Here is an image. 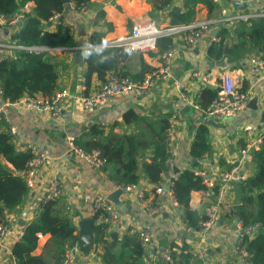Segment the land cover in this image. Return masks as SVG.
Segmentation results:
<instances>
[{"label": "crops", "instance_id": "crops-1", "mask_svg": "<svg viewBox=\"0 0 264 264\" xmlns=\"http://www.w3.org/2000/svg\"><path fill=\"white\" fill-rule=\"evenodd\" d=\"M164 0H91L87 12L84 14L65 10L57 19H51L46 29L54 32L59 23L70 29L76 42L83 47L76 50L65 48H26L25 50L44 53L47 62L55 67L58 75L57 88L68 90L69 99L66 100L62 110V119L56 123L51 115L46 112H38L26 105L7 104L0 98V109L7 120L8 126L17 127L21 132V138L14 141L18 151H24L28 142L40 144L47 154V161L42 167L37 186L30 191L25 203L16 211L7 215L8 233L0 246V264H16L13 259L12 249L20 240L19 235L25 227L36 217L39 212V202L47 193L49 182L58 180L66 190L67 196L63 201L71 207L74 224L79 232V223L83 219L91 218L93 202L99 196L108 197L118 190L117 185L111 180L109 172L92 167L80 157L69 153L67 138L77 137L78 144H83L91 139L93 129L104 131L105 136H135L137 140L150 143L153 139L154 130H158L163 122L169 124L167 134L175 136L179 156L175 168L179 174L185 170L206 172L214 181L218 189L220 174L232 167L239 166L244 179H248L255 173L254 161L240 164L239 147L244 143L246 133L244 127L248 124H263L262 113L264 112V77L254 74L249 66V59L260 56L256 53L245 55L240 61L231 63L219 62L209 59L208 48L211 46L212 37H216L222 28L234 32L240 22L223 23V17L239 14L254 16L264 13L262 4H250L244 10H238L227 0H220L208 9L204 4L195 7L194 22L210 20L216 25L212 36H206L195 48H188L181 39L173 38L170 42L158 45L157 50L146 53L131 51L128 58L118 63L129 77L141 79L149 71L161 65V55L168 46L174 49L175 58L172 65L173 76L179 80L187 81V90L178 91L171 81L158 82L145 96L131 95L109 100L105 105L92 110L83 108L80 97L97 90L102 81L94 74L90 82H86L85 63L86 48L93 34L103 35L104 45L108 42L127 37L132 29L141 23L155 21L159 25H171L172 9L178 7L180 15L184 12L183 5L188 0H171V5L162 8ZM33 4H29L26 12L31 11ZM20 12V11H19ZM101 12V16H99ZM62 19V20H61ZM248 26L251 23H247ZM20 29L18 24L0 26V58L13 56L17 48L11 41V36ZM217 38L216 42H219ZM230 41V40H229ZM234 38L231 37L233 44ZM229 45V44H227ZM226 45V46H227ZM225 46V48H226ZM228 46V53L229 48ZM122 47V46H121ZM96 49V47L94 48ZM83 53V63H75V53ZM227 53V55H228ZM220 63L221 67H212L211 63ZM231 71L237 77L238 89L249 96L245 109L236 117L223 120L216 119L217 126H210L200 115L199 109L187 103L192 100L201 108L199 99L205 88L216 89L222 73ZM198 74V75H196ZM202 76L207 78L202 81ZM187 99H185V95ZM257 101V111L253 101ZM130 115L136 120L127 122L125 117ZM174 116L177 118L174 120ZM173 121L174 127L171 128ZM205 125L208 128V141L210 152L202 159H197L192 167V157L189 154L190 147L195 139L197 129ZM152 149L140 150L139 159L141 165V180L138 186L152 197L155 184H152L144 174L143 164L150 163ZM177 174V175H179ZM174 171L168 170L162 174V182L173 177ZM209 188L205 191L193 192L190 207L205 214L206 208L213 205L218 199V191ZM239 183L227 186L223 194L224 203L232 207L231 211L222 216L215 227L201 239L197 233L190 229L185 220L184 212L179 205L174 204L171 192L163 194L160 199L164 211L160 214L149 213L142 206L137 193L124 192L119 200L125 209L119 211L122 225L117 228L106 227V233L115 231L120 239L129 236V229H145L152 236L151 245L145 250L142 264H165L163 254L167 247L175 245L182 247L188 244L193 259L190 264H240L235 253L238 235L236 217L232 216L234 206L242 197ZM110 202V201H109ZM111 203V202H110ZM24 211L30 213V218H23ZM104 230V231H105ZM257 230L252 236L258 234ZM264 233V230H263ZM131 236V235H130ZM49 235L39 236V247L36 254L44 252V247L49 241ZM108 239V238H107ZM80 244V242H79ZM103 245L94 244L90 250H83L76 254L73 264H104L101 260Z\"/></svg>", "mask_w": 264, "mask_h": 264}, {"label": "trees", "instance_id": "trees-1", "mask_svg": "<svg viewBox=\"0 0 264 264\" xmlns=\"http://www.w3.org/2000/svg\"><path fill=\"white\" fill-rule=\"evenodd\" d=\"M91 0H69L76 6L89 5ZM33 4L31 11L25 13L24 18L17 24L20 29L11 36L14 46L18 47H49L76 50L79 45L69 28L59 23L54 32L46 29L47 24L56 16H61L68 8L62 0H0V15L10 19L27 4ZM204 4L212 8L214 0H188L183 5L180 20L188 25L194 22L195 7ZM171 5V0H164L162 8ZM101 16V12H99ZM247 23H251L248 26ZM7 27L10 23L6 24ZM231 37L234 38L233 44ZM219 42H214L208 48L207 56L219 62L240 61L249 53L259 54L264 58V17L250 18L247 22H240L234 32L222 28L217 35ZM103 35L95 33L86 46L96 47L86 51L85 63L86 82L96 74L104 82L110 72L128 76L118 68L120 61L124 62L131 49L129 47H109L104 45ZM230 40V41H229ZM170 42L161 39L158 45ZM231 45L228 55L225 46ZM227 45V46H229ZM132 79H136L130 77ZM58 75L55 67L47 62L44 53L16 49L13 56L0 58V90L5 102L15 101L28 96L51 99L55 95ZM244 92V91H242ZM217 96V89L205 88L199 99L201 108L208 106ZM136 117L127 115V122ZM8 123L0 119V224L8 225L7 215L21 207L29 194L26 181L22 173L27 169L30 153L18 151L9 134ZM169 124L163 122L158 130H154L150 143L137 140L135 136H105L104 131L93 129L91 139L79 144L85 151L98 150L106 161L105 170L109 172L111 180L120 187L139 185L141 180L140 150L152 149L150 163L143 164L144 174L150 183L158 185L162 182V174L169 170L167 164L168 144L167 131ZM207 126L201 125L195 134L189 154L192 158L202 159L210 152ZM255 173L243 183L239 184L242 197L234 206L232 216L236 217L244 226L258 224L264 230V145L254 159ZM172 195L184 212L187 226L200 230V223L205 215L190 207L193 192L205 191L207 187L202 178L195 174L194 169L185 170L172 182ZM217 193L218 189H214ZM97 244L103 245L101 260L104 264H142L145 251L135 236H125L123 239L112 231L107 234L105 229L94 226ZM105 230V231H104ZM49 235L50 239L44 247V252L36 254L39 247V236ZM108 238V239H107ZM79 241L78 229L74 224L71 207L63 200L39 202V212L25 227L20 240L12 249L16 264H60L67 247ZM250 259L253 264H264V233L254 238L244 239ZM172 257L176 264H190L193 255L190 246L171 245Z\"/></svg>", "mask_w": 264, "mask_h": 264}, {"label": "built area", "instance_id": "built-area-1", "mask_svg": "<svg viewBox=\"0 0 264 264\" xmlns=\"http://www.w3.org/2000/svg\"><path fill=\"white\" fill-rule=\"evenodd\" d=\"M175 2L176 0H172ZM215 2L220 0H214ZM232 3H245L250 4H262L264 0H231ZM29 4L25 5L20 12H18L14 18L10 19L4 15H0V26L10 24H17L20 20L24 18V15L28 8ZM89 5L76 6L74 3H69L68 8L76 13L84 14L87 12ZM59 16L54 17L57 19ZM264 17V13H258L254 16L247 14H239L236 16L229 17L225 15L223 17V23L229 24L232 22H247L250 18ZM217 23L204 20L200 22H195L192 24H182L179 26L171 25H159L155 21H148L136 25L132 32L125 38L120 40H115L108 42L103 45L102 48L109 47H129L131 51L137 53H146L149 51L157 50L158 42L161 39H173L179 38L188 48L197 47L200 42L206 36H212L216 30ZM231 25V24H229ZM217 38L212 37V42H216ZM17 49H31L42 47H18L14 46ZM95 47L88 46L86 50L94 49ZM175 58L174 49L171 46H168L166 50L161 55V65L156 69H153L146 73L141 79H132L129 76H123L119 73L110 72L107 74L106 79L102 82L101 86L88 94L82 95L80 100L82 102L83 108L85 110H92L98 107L105 105L109 100L114 98H122L131 95H144L151 88L155 86L158 82L171 81L175 88L178 91L184 92L187 90V81L179 80L173 76L172 65ZM249 66L251 71L254 74L262 75L264 77V58L261 56H253L249 59ZM198 75V74H196ZM202 81H206L207 78L202 76ZM217 96L216 98L206 107L200 108L194 104L192 100L187 99V103L193 107L199 109V113L204 118H216L218 120H223L227 118H233L239 115L246 107L249 101V96L246 92H242L238 89L237 77L233 75L231 71L222 73L219 81L216 83ZM70 93L68 90H60L51 99H43L41 97L31 98L24 96L23 98L15 101L14 103L6 102L7 104L19 105L23 104L30 108L37 110L38 112H46L51 115V119L58 123L62 119V110L64 103L69 99ZM0 98L2 99V92L0 90ZM7 121L3 114V109H0V119ZM177 118L174 116L173 118ZM174 127L173 121L171 122V128ZM9 134L12 138V141H18L21 138V132L17 127H9ZM246 133L244 143L239 147L240 155V164H246L253 162L256 154L262 149L264 145V123L259 125L248 124L244 127ZM77 137H68L67 138V149L69 153L80 157L89 165L96 169L105 170L106 161L101 156L100 151H85L77 143ZM168 144V158L167 164L169 170L175 168L177 159L179 156V150L176 145L175 136L169 134L167 137ZM23 152L30 153L31 157L27 163V169L22 173L23 178L26 181L27 187L30 191H33L36 186L42 167L47 161L46 150L37 143L28 142L24 147ZM240 167L235 166L220 174L219 177V186H218V199L217 201L206 208L205 210V219L200 223V230L197 231L199 237L204 239L206 235L215 227L220 218L227 213H229L232 207L226 205L223 200V194L226 191L227 186L233 183H243L245 181L243 175L240 173ZM195 174L202 178L203 184L209 188H215V183L209 177L206 172L195 171ZM178 175H174L165 182H161L155 186L153 189L152 197L149 196L145 191L138 188L137 185H132L128 187L116 186L117 189H121L124 192H134L137 193V197L141 200L142 206L149 213L160 214L165 209L162 205L160 197L167 193V187L172 186V178H177ZM67 196L66 190L59 183L58 180H51L49 182V187L47 193L42 199L48 201L63 200ZM175 201V200H174ZM177 205V202L175 203ZM23 218H30V213L24 211L22 214ZM91 218L93 219V225L98 228L110 227L117 228L122 225V219L119 214V211L116 207L109 202L106 197L99 196L93 202V209ZM237 241L235 253L239 258L240 264H253L250 259V254L244 245V239L246 237L251 238V236L257 231L260 230L258 224H251L249 226H244L241 221H237ZM8 233V225L0 224V246L3 243L6 235ZM129 234L135 236L145 251L152 243V236L145 229H136L131 227L129 229ZM23 233L21 232L19 238H21ZM81 246L79 241L67 247L64 253V257L60 264H73L74 258L77 253H79ZM173 248L171 246L167 247L164 254L163 260L165 264H176L175 259L172 257ZM14 259V258H13ZM15 261V259H14ZM16 262V261H15ZM202 264H209L204 261Z\"/></svg>", "mask_w": 264, "mask_h": 264}, {"label": "water", "instance_id": "water-1", "mask_svg": "<svg viewBox=\"0 0 264 264\" xmlns=\"http://www.w3.org/2000/svg\"><path fill=\"white\" fill-rule=\"evenodd\" d=\"M64 4H69V0H62ZM229 3H232L231 0H227ZM234 5V7L238 10H244L248 7L247 4L245 3H232ZM62 20V19H61ZM183 23L180 20V9L178 7H175L172 9L171 12V26H179L182 25ZM225 53H228V46H226L225 48ZM75 63L76 64H81L83 63V53L82 51H77L75 53ZM212 67H221L220 63H211ZM145 96V94L143 95ZM255 107L252 105L253 109L255 111H257V101L254 100L253 101ZM262 117H263V122H264V112L262 113ZM216 118H207L205 119V123L210 125V126H217L216 125ZM197 159L192 158V167L194 166V164L196 163ZM174 174L177 175L179 174V170L177 168L173 169ZM175 180V178H172L171 181L173 182ZM167 191L171 190V187H167L166 188ZM123 191L121 189H118L116 191H114L113 193H111V195L108 197V200L120 211H123L125 209L124 204L119 200V198L122 196ZM93 219L89 218V219H83L80 223H79V242H80V246L82 247L83 250H90L93 248V245L96 244V239H95V235H94V225H93ZM263 233V229H260L258 231V234Z\"/></svg>", "mask_w": 264, "mask_h": 264}, {"label": "rangeland", "instance_id": "rangeland-1", "mask_svg": "<svg viewBox=\"0 0 264 264\" xmlns=\"http://www.w3.org/2000/svg\"><path fill=\"white\" fill-rule=\"evenodd\" d=\"M160 25H162V24H160ZM165 26V25H164Z\"/></svg>", "mask_w": 264, "mask_h": 264}]
</instances>
